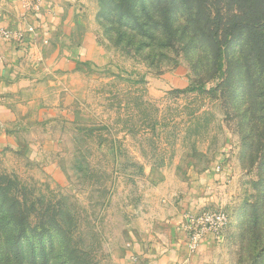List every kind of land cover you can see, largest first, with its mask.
I'll return each instance as SVG.
<instances>
[{"label":"rangeland","instance_id":"374dc122","mask_svg":"<svg viewBox=\"0 0 264 264\" xmlns=\"http://www.w3.org/2000/svg\"><path fill=\"white\" fill-rule=\"evenodd\" d=\"M82 3L107 61L85 63L75 89L59 78L51 90H34L43 103L19 109L7 98L12 115L0 120L16 143L4 146L0 137V186L19 201L30 227L38 228L31 241L38 264L51 245L43 228L66 229L84 264H131L125 256L133 229L154 230L211 171L220 174L228 198L214 207L229 217L224 264H264V253L254 256V237L264 242V218L250 224L253 208L264 205V136L258 130L259 137L248 139L236 45L219 74L201 86L183 55L150 67L116 48L102 0ZM213 4L223 6L221 0ZM59 241L52 238L54 254Z\"/></svg>","mask_w":264,"mask_h":264},{"label":"trees","instance_id":"16d2710c","mask_svg":"<svg viewBox=\"0 0 264 264\" xmlns=\"http://www.w3.org/2000/svg\"><path fill=\"white\" fill-rule=\"evenodd\" d=\"M213 1L102 0L101 13L116 48L150 67L176 63L183 55L203 81L201 86L219 74L228 49L236 45L235 63L245 85L248 139L253 140L259 137L258 130L264 136V0H221L223 6L217 8ZM4 191L0 186V264H38L39 254L31 242L38 228L30 227L19 201ZM263 218L264 205L256 206L250 224L256 227ZM43 231L51 245L42 251L41 264H84L78 250L69 246L66 229ZM52 238L63 243L57 254ZM239 239L246 241L243 229ZM254 240V256L259 258L264 242L259 245L258 237ZM26 242L30 248L25 251Z\"/></svg>","mask_w":264,"mask_h":264},{"label":"crops","instance_id":"0c3cea01","mask_svg":"<svg viewBox=\"0 0 264 264\" xmlns=\"http://www.w3.org/2000/svg\"><path fill=\"white\" fill-rule=\"evenodd\" d=\"M0 25L24 34L22 42L0 39V120L12 115L9 104L4 103L7 98L19 109L21 104L43 103L39 95H32L34 90H51L59 78L66 81L69 90L75 89L78 85L74 86L73 80H81L85 63L102 65L108 58L82 0H39L30 6L21 0H0ZM28 27L32 31H27ZM36 111L40 113L41 108ZM0 137L4 146L10 145L9 141L16 144L7 130L0 129ZM46 143L49 141L40 147H48ZM220 177L211 171L193 183L175 205L173 215L156 224L154 230L139 233L133 229L127 260L131 264H224L227 227L219 237L208 235L193 252L186 247V235L180 228L184 213L212 210L228 202Z\"/></svg>","mask_w":264,"mask_h":264},{"label":"built area","instance_id":"2783aa9c","mask_svg":"<svg viewBox=\"0 0 264 264\" xmlns=\"http://www.w3.org/2000/svg\"><path fill=\"white\" fill-rule=\"evenodd\" d=\"M23 4L34 5L39 0H21ZM27 31H32L31 27ZM24 37L21 31H12L0 25V39L15 40L22 42ZM229 224L228 214L222 210L201 209L196 212L184 213V218L180 228L186 235L185 245L190 252L200 247L203 240L208 235L219 237Z\"/></svg>","mask_w":264,"mask_h":264}]
</instances>
